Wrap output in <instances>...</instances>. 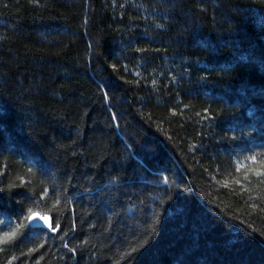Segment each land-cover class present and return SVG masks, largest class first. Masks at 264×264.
Returning <instances> with one entry per match:
<instances>
[{
    "label": "trees",
    "instance_id": "trees-1",
    "mask_svg": "<svg viewBox=\"0 0 264 264\" xmlns=\"http://www.w3.org/2000/svg\"><path fill=\"white\" fill-rule=\"evenodd\" d=\"M261 161L264 0H0V264H264Z\"/></svg>",
    "mask_w": 264,
    "mask_h": 264
},
{
    "label": "snow or ice",
    "instance_id": "snow-or-ice-1",
    "mask_svg": "<svg viewBox=\"0 0 264 264\" xmlns=\"http://www.w3.org/2000/svg\"><path fill=\"white\" fill-rule=\"evenodd\" d=\"M248 160L251 163H256V156H251L248 157ZM261 168L259 170L257 169H248V171H252L257 177L264 175V161H261ZM241 169H247V165L243 162H240L237 164V168L236 171H240ZM248 179V175H247V171L244 174V180ZM236 184H241V180L237 179L235 180ZM225 186H228L227 181H225ZM244 191H247L248 189H242ZM44 195H47V193L45 192ZM37 218H39V220L44 221L47 224V227L49 229H51V231L55 232L58 230L59 228V224H57V226L54 228L52 226V223L50 221V217L48 216H41L39 213L36 212H31L30 210V215L28 216V220L29 221H34ZM17 235L16 231H12V232H6L4 233V235L2 237H0V243H8L11 239H13L15 236ZM74 251V249H73Z\"/></svg>",
    "mask_w": 264,
    "mask_h": 264
},
{
    "label": "water",
    "instance_id": "water-1",
    "mask_svg": "<svg viewBox=\"0 0 264 264\" xmlns=\"http://www.w3.org/2000/svg\"><path fill=\"white\" fill-rule=\"evenodd\" d=\"M35 212L36 213H39L41 216H48V217H50V221H51L52 226H53V216L50 213H42V212H39V211H35ZM29 222L34 227H44V228L49 229L47 227V224L44 221L39 220V218H37L34 221H29ZM49 230H51V229H49Z\"/></svg>",
    "mask_w": 264,
    "mask_h": 264
}]
</instances>
